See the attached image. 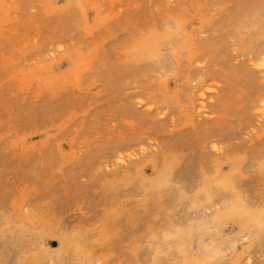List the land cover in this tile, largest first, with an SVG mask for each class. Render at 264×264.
Returning a JSON list of instances; mask_svg holds the SVG:
<instances>
[{
  "label": "rangeland",
  "instance_id": "obj_1",
  "mask_svg": "<svg viewBox=\"0 0 264 264\" xmlns=\"http://www.w3.org/2000/svg\"><path fill=\"white\" fill-rule=\"evenodd\" d=\"M263 57L264 0H0V264H264Z\"/></svg>",
  "mask_w": 264,
  "mask_h": 264
},
{
  "label": "bare ground",
  "instance_id": "obj_2",
  "mask_svg": "<svg viewBox=\"0 0 264 264\" xmlns=\"http://www.w3.org/2000/svg\"><path fill=\"white\" fill-rule=\"evenodd\" d=\"M258 67L264 71V57L261 59L260 63L258 64ZM263 102H264V99H263Z\"/></svg>",
  "mask_w": 264,
  "mask_h": 264
}]
</instances>
